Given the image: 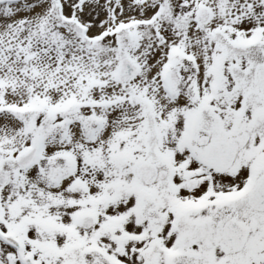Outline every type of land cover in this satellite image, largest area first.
Listing matches in <instances>:
<instances>
[{
    "label": "snow or ice",
    "instance_id": "snow-or-ice-1",
    "mask_svg": "<svg viewBox=\"0 0 264 264\" xmlns=\"http://www.w3.org/2000/svg\"><path fill=\"white\" fill-rule=\"evenodd\" d=\"M0 264H264V0H0Z\"/></svg>",
    "mask_w": 264,
    "mask_h": 264
}]
</instances>
